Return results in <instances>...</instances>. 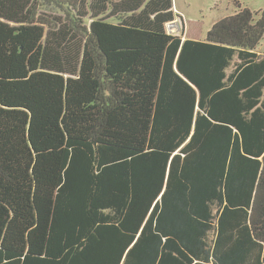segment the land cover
<instances>
[{
    "label": "trees",
    "instance_id": "obj_1",
    "mask_svg": "<svg viewBox=\"0 0 264 264\" xmlns=\"http://www.w3.org/2000/svg\"><path fill=\"white\" fill-rule=\"evenodd\" d=\"M236 2L193 40L173 0H0V264H264V12Z\"/></svg>",
    "mask_w": 264,
    "mask_h": 264
},
{
    "label": "rangeland",
    "instance_id": "obj_2",
    "mask_svg": "<svg viewBox=\"0 0 264 264\" xmlns=\"http://www.w3.org/2000/svg\"><path fill=\"white\" fill-rule=\"evenodd\" d=\"M236 1L241 9L248 8L255 13L257 19L262 17L264 0H173L174 12L180 14V18L175 20L179 28L169 31L186 39L204 40L216 22L239 11ZM46 13L50 15L56 12L47 10ZM258 51L264 57V38Z\"/></svg>",
    "mask_w": 264,
    "mask_h": 264
},
{
    "label": "built area",
    "instance_id": "obj_3",
    "mask_svg": "<svg viewBox=\"0 0 264 264\" xmlns=\"http://www.w3.org/2000/svg\"><path fill=\"white\" fill-rule=\"evenodd\" d=\"M176 22V21H175ZM177 28H179V25L177 24V22L176 23H169V24H167V31H168V33H170L171 34V30H177ZM170 30V31H169Z\"/></svg>",
    "mask_w": 264,
    "mask_h": 264
},
{
    "label": "crops",
    "instance_id": "obj_4",
    "mask_svg": "<svg viewBox=\"0 0 264 264\" xmlns=\"http://www.w3.org/2000/svg\"><path fill=\"white\" fill-rule=\"evenodd\" d=\"M179 16H180V14H178ZM184 39H186V38H184Z\"/></svg>",
    "mask_w": 264,
    "mask_h": 264
},
{
    "label": "water",
    "instance_id": "obj_5",
    "mask_svg": "<svg viewBox=\"0 0 264 264\" xmlns=\"http://www.w3.org/2000/svg\"><path fill=\"white\" fill-rule=\"evenodd\" d=\"M173 23H176V22H173Z\"/></svg>",
    "mask_w": 264,
    "mask_h": 264
}]
</instances>
